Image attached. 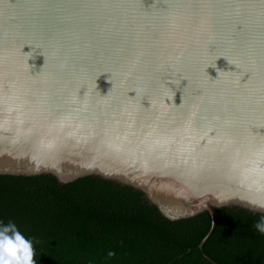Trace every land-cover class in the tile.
<instances>
[{
    "label": "water",
    "instance_id": "95a60500",
    "mask_svg": "<svg viewBox=\"0 0 264 264\" xmlns=\"http://www.w3.org/2000/svg\"><path fill=\"white\" fill-rule=\"evenodd\" d=\"M0 174L264 214V0H0Z\"/></svg>",
    "mask_w": 264,
    "mask_h": 264
},
{
    "label": "trees",
    "instance_id": "16d2710c",
    "mask_svg": "<svg viewBox=\"0 0 264 264\" xmlns=\"http://www.w3.org/2000/svg\"><path fill=\"white\" fill-rule=\"evenodd\" d=\"M171 220L140 189L99 175L0 174V223L31 238L36 264H264V214L238 206ZM112 250L115 254L108 256Z\"/></svg>",
    "mask_w": 264,
    "mask_h": 264
},
{
    "label": "clouds",
    "instance_id": "9594fccd",
    "mask_svg": "<svg viewBox=\"0 0 264 264\" xmlns=\"http://www.w3.org/2000/svg\"><path fill=\"white\" fill-rule=\"evenodd\" d=\"M264 208V202L258 203ZM257 231L264 233V216L254 222ZM112 250L107 252L113 256ZM34 248L31 238H26L11 220L0 223V264H36L33 259Z\"/></svg>",
    "mask_w": 264,
    "mask_h": 264
}]
</instances>
